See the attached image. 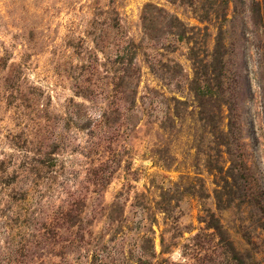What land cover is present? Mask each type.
<instances>
[{
  "label": "rangeland",
  "instance_id": "374dc122",
  "mask_svg": "<svg viewBox=\"0 0 264 264\" xmlns=\"http://www.w3.org/2000/svg\"><path fill=\"white\" fill-rule=\"evenodd\" d=\"M0 264H264V0H0Z\"/></svg>",
  "mask_w": 264,
  "mask_h": 264
}]
</instances>
